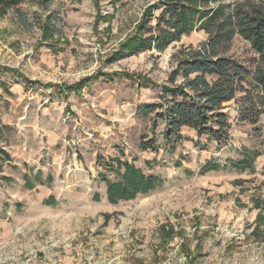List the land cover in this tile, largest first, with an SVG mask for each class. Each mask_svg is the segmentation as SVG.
<instances>
[{"label": "rangeland", "instance_id": "1", "mask_svg": "<svg viewBox=\"0 0 264 264\" xmlns=\"http://www.w3.org/2000/svg\"><path fill=\"white\" fill-rule=\"evenodd\" d=\"M154 1L24 0L0 17V148L9 155L0 154V219L12 224V200L29 205L21 223L40 218L19 231L27 236V251L0 253V264H264V208H252L253 200H264V119L257 134L237 120L235 103H226L229 141L217 146L183 128L169 152L163 123L153 135L151 115L136 113L159 95L158 87H139L144 77L165 83L174 50L204 41L203 32L163 52L108 62L141 9ZM49 13L58 32L40 43L37 18ZM229 54L249 71L257 57L238 36ZM89 76L81 91L70 89ZM152 137L157 151L139 150L142 138ZM244 148L261 151L253 173L229 166ZM118 153L161 185L115 205L93 198L103 186L99 172L108 174L101 159ZM208 163L218 168L200 173ZM25 173L37 186L50 184L58 205L40 206L35 193L22 188ZM37 237L39 251L32 245Z\"/></svg>", "mask_w": 264, "mask_h": 264}, {"label": "trees", "instance_id": "2", "mask_svg": "<svg viewBox=\"0 0 264 264\" xmlns=\"http://www.w3.org/2000/svg\"><path fill=\"white\" fill-rule=\"evenodd\" d=\"M23 1L0 0V17L8 10H16ZM141 10L132 31L107 56L109 63L143 51L163 52L193 31H202L205 35L204 41L196 45L180 44L174 50L173 65L165 83L158 85L145 77L141 82L140 88H160L155 103L136 108L137 115H151V134L154 135L157 123L162 122V139L169 152H174L175 143L183 139L180 133L183 128L193 130L197 138L205 137L217 146L223 145L231 138L229 117L224 111L229 102L235 103L237 120L249 123L260 134L257 125L264 119V0H229L228 3L224 0H155ZM53 20L50 13L37 18L41 28L40 43L51 41L57 34ZM236 36L248 43L257 55L250 71L229 54ZM123 75L140 78L128 73ZM91 80L92 76L83 77L69 87L79 92ZM138 148L156 152L154 137L142 138ZM0 154L8 160L9 155L1 148ZM259 155L260 150L244 148L238 160H228V163L238 172L253 173L254 160ZM133 159L130 162L118 156L101 159L100 165L108 174L99 172L98 177L106 183V198L113 205L130 201L137 194L152 192L161 185L157 176L144 174ZM217 168L218 165L208 163L201 167L200 173ZM109 174L115 176L113 181L107 177ZM94 198L99 199L97 194ZM52 200L49 197L46 203ZM252 208L263 209L264 200L256 198ZM104 217L108 220L110 215L104 214ZM256 219L262 221L261 215ZM257 229L252 234L256 235Z\"/></svg>", "mask_w": 264, "mask_h": 264}, {"label": "crops", "instance_id": "3", "mask_svg": "<svg viewBox=\"0 0 264 264\" xmlns=\"http://www.w3.org/2000/svg\"><path fill=\"white\" fill-rule=\"evenodd\" d=\"M142 152H145V151H142ZM114 156H118V157H120V159L124 158L127 161H129L128 160L129 157L127 155L118 153V154H115ZM114 156H110V157H114ZM133 163H134V161H133ZM136 167H138V166H136ZM144 174H146V173H144ZM50 175L51 174H48L46 176V178H43V179H46V181L51 180ZM22 177H23L22 188L29 190V191H33L35 193V195L37 196V198L39 199L38 203L40 206L52 209L53 207L58 205V199L54 195H52L50 192V189H51L50 184H47V182H44V180H42L38 183L40 185L37 186L36 184H34L33 180L30 178L29 174H27V173L22 174ZM113 180L114 179H112L111 181H113ZM99 182H101L103 184V186L101 188V192L100 193L94 192L93 198L95 197V194H97L98 198H104L109 205H113V204L109 203V201L106 198V183L103 181H99ZM138 195H140V194H137L136 196H138ZM142 195H145V194H142ZM49 197H51L54 200H52L49 203L48 202L46 203V200ZM11 199H14V198H12V195H11ZM120 202H126V201H119L117 203H120ZM8 206H9V204H8ZM28 206H29L28 203H25L24 201H21V200L10 201V207L13 208V210H14L13 212H14V214H17V216L13 218L12 224L8 220L3 221L0 219V253L23 252V251H27V248H29V246H27V244L25 242V241H27V238H25L27 236H25L24 233H20L19 231L22 229V226L25 224H27V225L28 224L29 225L38 224V222H40V218L39 217L38 218L31 217L30 219H27V217H26L25 221L23 223H21L23 221L24 217H20V216L22 215L23 212H25V210H27ZM14 219H15V221H14ZM27 227H25V228H27ZM39 238L40 237H37V240H35V242L32 243V245H35L37 247V251H39V242H37V241H39Z\"/></svg>", "mask_w": 264, "mask_h": 264}, {"label": "built area", "instance_id": "4", "mask_svg": "<svg viewBox=\"0 0 264 264\" xmlns=\"http://www.w3.org/2000/svg\"><path fill=\"white\" fill-rule=\"evenodd\" d=\"M29 261V260H28Z\"/></svg>", "mask_w": 264, "mask_h": 264}]
</instances>
